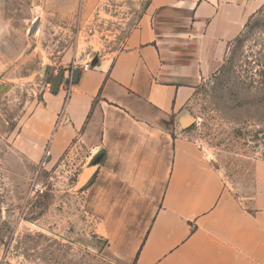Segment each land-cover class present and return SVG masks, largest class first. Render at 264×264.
I'll use <instances>...</instances> for the list:
<instances>
[{"label": "crops", "instance_id": "obj_1", "mask_svg": "<svg viewBox=\"0 0 264 264\" xmlns=\"http://www.w3.org/2000/svg\"><path fill=\"white\" fill-rule=\"evenodd\" d=\"M263 5L149 0L121 52L44 94L20 125L12 145L30 174L87 153L77 185L116 264H264V160L218 170L187 110Z\"/></svg>", "mask_w": 264, "mask_h": 264}, {"label": "rangeland", "instance_id": "obj_2", "mask_svg": "<svg viewBox=\"0 0 264 264\" xmlns=\"http://www.w3.org/2000/svg\"><path fill=\"white\" fill-rule=\"evenodd\" d=\"M149 0H0V264H116L77 185L87 153L45 171L13 139L44 94L115 57ZM192 137L218 170L264 160V5L188 104Z\"/></svg>", "mask_w": 264, "mask_h": 264}, {"label": "built area", "instance_id": "obj_3", "mask_svg": "<svg viewBox=\"0 0 264 264\" xmlns=\"http://www.w3.org/2000/svg\"><path fill=\"white\" fill-rule=\"evenodd\" d=\"M88 68H89V65H87V64L84 65V67H83V69H85V70L88 69Z\"/></svg>", "mask_w": 264, "mask_h": 264}, {"label": "water", "instance_id": "obj_4", "mask_svg": "<svg viewBox=\"0 0 264 264\" xmlns=\"http://www.w3.org/2000/svg\"><path fill=\"white\" fill-rule=\"evenodd\" d=\"M77 76H78V72H76V74H75V79L77 78ZM75 79H74V80H75Z\"/></svg>", "mask_w": 264, "mask_h": 264}]
</instances>
